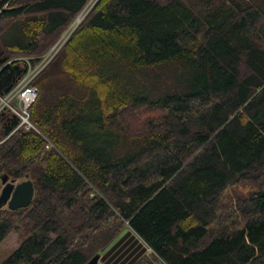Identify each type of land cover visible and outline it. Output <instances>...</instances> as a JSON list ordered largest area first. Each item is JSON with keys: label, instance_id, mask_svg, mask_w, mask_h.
I'll return each mask as SVG.
<instances>
[{"label": "trees", "instance_id": "16d2710c", "mask_svg": "<svg viewBox=\"0 0 264 264\" xmlns=\"http://www.w3.org/2000/svg\"><path fill=\"white\" fill-rule=\"evenodd\" d=\"M90 0H0V94ZM35 80L36 129L0 113L1 264H87L125 228L134 264H264V0H98Z\"/></svg>", "mask_w": 264, "mask_h": 264}, {"label": "built area", "instance_id": "2783aa9c", "mask_svg": "<svg viewBox=\"0 0 264 264\" xmlns=\"http://www.w3.org/2000/svg\"><path fill=\"white\" fill-rule=\"evenodd\" d=\"M81 14L77 21L84 15V11ZM62 38L54 43V46L46 54L34 58L22 57L21 59H25L27 64L26 73L8 94H0V113L6 109L11 110L10 112H13L19 118V123L15 130L19 128L26 130L36 129V126L32 124L31 113L29 111L39 94V89L34 82L42 70L54 59V56L62 45L60 44Z\"/></svg>", "mask_w": 264, "mask_h": 264}, {"label": "crops", "instance_id": "0c3cea01", "mask_svg": "<svg viewBox=\"0 0 264 264\" xmlns=\"http://www.w3.org/2000/svg\"><path fill=\"white\" fill-rule=\"evenodd\" d=\"M149 246L130 228L122 231L111 246L101 252V264H134L147 253Z\"/></svg>", "mask_w": 264, "mask_h": 264}, {"label": "water", "instance_id": "95a60500", "mask_svg": "<svg viewBox=\"0 0 264 264\" xmlns=\"http://www.w3.org/2000/svg\"><path fill=\"white\" fill-rule=\"evenodd\" d=\"M7 177V174L0 176V209L7 206L9 209L16 210L29 206L35 194L33 180L28 178L14 182ZM100 256V253H96L87 264H99Z\"/></svg>", "mask_w": 264, "mask_h": 264}, {"label": "rangeland", "instance_id": "374dc122", "mask_svg": "<svg viewBox=\"0 0 264 264\" xmlns=\"http://www.w3.org/2000/svg\"><path fill=\"white\" fill-rule=\"evenodd\" d=\"M98 0H90L88 2V4L86 5V7L84 8V15H86V13L89 11L90 8L93 7V5L95 4V2H97ZM82 15L81 13L79 15H77L76 20L69 26V28L66 30L65 34L61 37L62 38V42L60 44H62L63 42H65L67 40V38L69 37V35L71 34V32L73 31V29H76V27L80 24V22L83 20V16H81V19L79 21H77L79 19V16ZM67 33V35H66ZM66 35V36H65ZM60 40V39H59ZM62 46V45H61ZM50 49H48L44 54H46ZM43 55V54H42ZM38 57V56H37ZM34 58V57H32ZM20 182V181H18ZM7 207V206H6ZM126 229V228H125ZM124 229V230H125ZM123 230V231H124ZM25 237L24 232L22 231H13L1 244H0V264L6 259L7 256H9L18 246L19 243L23 241ZM118 236H116L114 239H112L113 241L106 247L108 248L109 246H111L113 244V242L115 241V239H117ZM105 248V249H106ZM104 249V250H105ZM103 250V251H104ZM101 251V252H103ZM151 250L149 249L147 251V255L151 254L152 252H150ZM100 252V253H101ZM99 264H101V262H99ZM157 264H162V263H157Z\"/></svg>", "mask_w": 264, "mask_h": 264}]
</instances>
